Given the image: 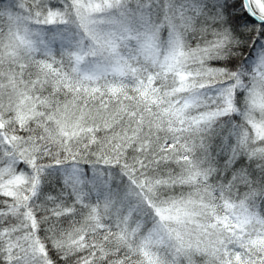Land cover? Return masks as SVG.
Segmentation results:
<instances>
[{
    "label": "snow or ice",
    "instance_id": "snow-or-ice-1",
    "mask_svg": "<svg viewBox=\"0 0 264 264\" xmlns=\"http://www.w3.org/2000/svg\"><path fill=\"white\" fill-rule=\"evenodd\" d=\"M0 264H264V0H0Z\"/></svg>",
    "mask_w": 264,
    "mask_h": 264
}]
</instances>
